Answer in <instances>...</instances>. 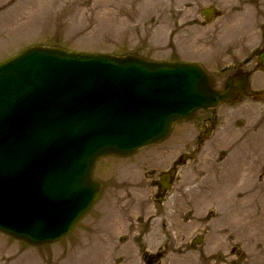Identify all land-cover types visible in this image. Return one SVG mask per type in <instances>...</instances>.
<instances>
[{
    "label": "water",
    "instance_id": "water-1",
    "mask_svg": "<svg viewBox=\"0 0 264 264\" xmlns=\"http://www.w3.org/2000/svg\"><path fill=\"white\" fill-rule=\"evenodd\" d=\"M231 88V87H230ZM196 64L35 46L0 63V230L66 235L98 198L103 155L164 139L174 122L236 97Z\"/></svg>",
    "mask_w": 264,
    "mask_h": 264
},
{
    "label": "rangeland",
    "instance_id": "rangeland-1",
    "mask_svg": "<svg viewBox=\"0 0 264 264\" xmlns=\"http://www.w3.org/2000/svg\"><path fill=\"white\" fill-rule=\"evenodd\" d=\"M25 2L0 0V59L33 44L113 54L130 52L159 60L184 54L183 33L189 16L186 0H114L110 9H104V0H59L53 8L36 6L31 10L32 19V12L22 6ZM251 79L256 89L264 90V72L254 73ZM214 112L218 116L215 132L202 139L194 159L180 171L176 191L169 193L177 196L182 202L181 212L189 215L179 235L188 237L203 231L207 235L202 247L185 254V264H230L233 259L236 264H264V119H259L264 117V102L245 97ZM181 127L191 135H179L180 139L174 135ZM196 132L194 121L179 123L167 141L150 147L165 154L157 158L155 167L168 165L176 148L193 149L198 142ZM107 162L100 159L94 170L105 184ZM141 179L142 186L132 187L134 192L127 194L135 198L153 194L145 178ZM106 196L103 188L90 215L57 242L31 246L0 233V264H85L75 259L92 260L93 264H139V243L144 239L147 244H158L166 235H177L179 220L169 210L173 222L167 221L166 228L156 225L147 237L139 238L130 232V226L123 237L131 238L132 244L124 258L112 256L110 260L109 248L94 236L99 226H89L91 216L104 207ZM208 211H213V217L207 216ZM234 244L239 255L229 254Z\"/></svg>",
    "mask_w": 264,
    "mask_h": 264
},
{
    "label": "flooded vegetation",
    "instance_id": "flooded-vegetation-1",
    "mask_svg": "<svg viewBox=\"0 0 264 264\" xmlns=\"http://www.w3.org/2000/svg\"><path fill=\"white\" fill-rule=\"evenodd\" d=\"M224 1L230 0H187L185 9L189 16L186 17L185 24L186 38L188 41L192 40L193 29L195 28H198L204 34L205 38L199 40L202 49L200 55L201 59L210 61L205 68L213 70L211 74L214 77L229 72L247 70L249 75L250 71L259 68L258 56L264 51V0H236L239 3L233 5L231 1L235 0H231L227 3L228 7L222 6ZM247 2L250 6V35L242 36L236 28L238 24L237 14L240 12L241 6ZM211 8L214 10L213 14L209 13ZM192 12L194 16H191ZM214 81L216 86L218 84L221 86L223 83L218 78H214ZM194 119L198 127H213L217 121V114L202 111L198 112ZM179 135H184V133ZM180 154L181 152L174 154L169 165L162 170L156 168L154 164L156 157L161 156L159 151L156 150H147L137 157L125 158L122 163L112 164L107 168L108 176L105 185L107 191L106 214L110 234L114 235V233L120 231L126 219L128 220L129 216L133 214H135V219L133 221L130 219L129 223L132 224V227H137L138 233L142 235L149 229L154 218L161 219V227L166 226L164 221L166 219L172 223L171 217L168 216L169 210L172 211L171 216L176 215L180 222L183 221L182 224L189 220V215L181 212L182 202L177 196L174 194L164 196L160 192L157 182L162 171L175 168V176L170 182L171 193L176 191L180 171L186 166L185 160H181ZM125 167L129 169L125 170ZM138 169L142 171L140 176L146 178L153 187L154 194L136 201L133 200L130 194H127V189L131 188L133 183H136L135 178ZM140 182L139 184H141ZM167 199L170 200V204H167ZM144 217L146 218L144 219ZM174 240L177 241L178 238L166 235L163 243L157 245L155 249H151L150 253L146 255L147 263L167 264L165 257L169 252L187 251L191 246L190 241L184 240L183 235L179 236V243H175ZM231 251L236 250L232 247ZM230 264H236V261L232 260Z\"/></svg>",
    "mask_w": 264,
    "mask_h": 264
},
{
    "label": "bare ground",
    "instance_id": "bare-ground-1",
    "mask_svg": "<svg viewBox=\"0 0 264 264\" xmlns=\"http://www.w3.org/2000/svg\"><path fill=\"white\" fill-rule=\"evenodd\" d=\"M58 1L59 0H26V2L22 4V6L26 10H28L29 12H32V13H30V19H32L33 11H31V10L36 8V6H40V8L44 7V6L47 8H53L56 6ZM134 1H136V0H134ZM103 4H104V9H110V6H112L114 4V0H104ZM10 264H16V262L11 261ZM90 264H92V260H91Z\"/></svg>",
    "mask_w": 264,
    "mask_h": 264
}]
</instances>
